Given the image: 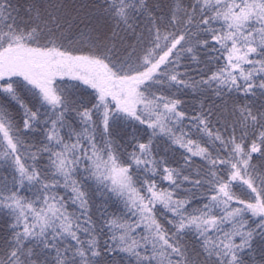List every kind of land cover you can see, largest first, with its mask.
<instances>
[{
  "label": "snow or ice",
  "instance_id": "snow-or-ice-1",
  "mask_svg": "<svg viewBox=\"0 0 264 264\" xmlns=\"http://www.w3.org/2000/svg\"><path fill=\"white\" fill-rule=\"evenodd\" d=\"M0 264H264V0H0Z\"/></svg>",
  "mask_w": 264,
  "mask_h": 264
},
{
  "label": "trees",
  "instance_id": "trees-1",
  "mask_svg": "<svg viewBox=\"0 0 264 264\" xmlns=\"http://www.w3.org/2000/svg\"><path fill=\"white\" fill-rule=\"evenodd\" d=\"M182 98L186 99L189 102L191 101V96L190 95L189 96H184ZM197 159H199V158H197ZM164 186H166V182H165V185Z\"/></svg>",
  "mask_w": 264,
  "mask_h": 264
}]
</instances>
